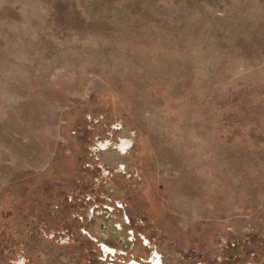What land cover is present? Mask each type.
I'll return each mask as SVG.
<instances>
[{
    "label": "rangeland",
    "instance_id": "rangeland-1",
    "mask_svg": "<svg viewBox=\"0 0 264 264\" xmlns=\"http://www.w3.org/2000/svg\"><path fill=\"white\" fill-rule=\"evenodd\" d=\"M106 212L264 264V0H0V264H98Z\"/></svg>",
    "mask_w": 264,
    "mask_h": 264
},
{
    "label": "flooded vegetation",
    "instance_id": "flooded-vegetation-1",
    "mask_svg": "<svg viewBox=\"0 0 264 264\" xmlns=\"http://www.w3.org/2000/svg\"><path fill=\"white\" fill-rule=\"evenodd\" d=\"M106 214L107 215L105 217L112 224H110L111 227L109 228L107 233L108 237L107 238L104 237V240L108 243L105 245L103 244L102 246L104 257L102 256L100 262L97 263L98 264H154L152 260L146 261L143 255L140 254V252L137 254V249L139 250V248L141 247L136 245L137 239L135 238V236H129L126 234L128 230L125 227L126 226L125 223L122 225L123 222L121 221L119 222L118 218L113 212H106ZM93 218L94 216L90 218V221H92ZM129 233L131 234L133 232H129ZM102 235L104 234L102 233ZM123 236L127 239L124 240L127 243L125 242L120 243L114 240L115 237L116 238L119 237L122 240ZM109 237L112 238L109 240L108 239ZM144 246L146 247L147 244H144ZM156 257H157L156 259L157 264H164L159 254H157ZM253 264H258V263L255 262Z\"/></svg>",
    "mask_w": 264,
    "mask_h": 264
}]
</instances>
